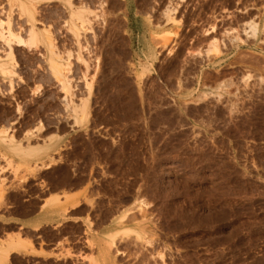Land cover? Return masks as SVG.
I'll list each match as a JSON object with an SVG mask.
<instances>
[{
  "label": "rangeland",
  "instance_id": "374dc122",
  "mask_svg": "<svg viewBox=\"0 0 264 264\" xmlns=\"http://www.w3.org/2000/svg\"><path fill=\"white\" fill-rule=\"evenodd\" d=\"M20 1L0 0V32L24 40L0 38V138L39 150L0 140V258L16 242L6 264H264V0H103L84 63L65 0Z\"/></svg>",
  "mask_w": 264,
  "mask_h": 264
},
{
  "label": "bare ground",
  "instance_id": "6f19581e",
  "mask_svg": "<svg viewBox=\"0 0 264 264\" xmlns=\"http://www.w3.org/2000/svg\"><path fill=\"white\" fill-rule=\"evenodd\" d=\"M16 1V0H15ZM20 1V0H19ZM34 2H37L38 0H31ZM21 2V1H20ZM29 2V1H28ZM66 5L69 9V19L67 21V25H68V30L72 32V34L75 36L76 38V43H78V48H79V56H77V58H79V60H83V56L81 54V51L83 48H85L84 46V42L83 39L85 40L86 38V33L87 32H92L93 36H96V32L94 30V25L95 23L97 24V22H105L106 20H108L105 16V7H104V1H99L97 2L98 5L93 4L92 0H80L78 1V4H73V1L71 0H65ZM30 3V2H29ZM20 8L22 11L26 12L30 18L31 21V27L29 29L30 33L29 37L30 39H28L31 43L37 44V43H42L46 50H47V59L50 65V68L53 72V75L55 77H57L59 79V81L62 83V88L66 91V92H71V85L69 80L67 79V75L64 72L65 67L69 65V62L64 63L62 62V57L59 54V52L56 50V45L55 42L50 34V31L46 28L43 29H39L36 26V18H35V11L33 10V8H30L28 5L21 3L19 4ZM33 5V3H32ZM76 5V6H75ZM35 6V4L33 5V7ZM93 6V7H92ZM35 8V7H34ZM170 10V9H169ZM171 11V10H170ZM127 11H124V13H126ZM167 14V20L169 21L172 19V17L170 16V12L168 13V11H166ZM121 15V14H120ZM119 15V16H120ZM118 16V15H117ZM121 17V16H120ZM120 17H114L113 20H117L118 22V27H120L119 25L121 24H125V22H129L128 20V16L124 15L123 17H126V21L123 23L122 18ZM128 17V18H127ZM170 22V21H169ZM170 24V23H168ZM109 25V24H108ZM156 25V24H155ZM106 26V25H105ZM102 27V26H101ZM113 27V26H112ZM116 27V26H115ZM253 27V26H252ZM103 28V27H102ZM124 28V27H123ZM116 29V28H115ZM108 30L110 31L109 27ZM113 30V29H111ZM256 26L253 27V32H255ZM124 31V30H123ZM111 32V31H110ZM114 32V31H113ZM120 33V32H119ZM127 33V32H126ZM88 34V33H87ZM90 34V33H89ZM143 36V34H142ZM0 38L3 39L5 41V43H7V45H11L12 42L17 43L18 45H20L21 43L24 42V40L17 34H15L14 32H12L10 29H8V32L3 33L2 31L0 32ZM144 39V38H143ZM2 40V41H3ZM28 41V43H29ZM86 44V43H85ZM150 45V44H148ZM147 45V47H148ZM151 46V45H150ZM149 46V47H150ZM10 47V46H9ZM146 50V49H145ZM216 50V48H215ZM148 51V50H147ZM151 52V51H150ZM149 54V53H148ZM143 55V54H142ZM151 55V54H150ZM9 57L12 56V53L9 52V55H7ZM145 56V55H144ZM1 58V57H0ZM85 59V58H84ZM81 60V61H82ZM83 62V61H82ZM84 62H86V59L84 60ZM83 62V63H84ZM11 65V64H10ZM0 73H2L3 75H10L12 73V70L10 69V67L7 66L6 62H2L0 61ZM76 108V107H75ZM85 104L83 105L81 110H76L75 109V120L78 122H80L83 118H84V114H85ZM81 115H78L77 113H79ZM76 124V122H75ZM9 138V137H8ZM4 136H2L0 138V140L5 141V142H9V146L10 148L15 151L17 154H25V155H32L33 153H35L37 150V148H25L23 146H21L20 144L18 145H12L13 143V138L10 136V138L8 139ZM42 148V147H41ZM53 194H51L47 199L49 200V198H52ZM57 196V195H56ZM67 196V195H66ZM72 197V196H71ZM54 198V197H53ZM53 200V199H52ZM50 202V201H49ZM46 203H44L43 205H45ZM48 214V213H47ZM46 217V216H45ZM18 244L20 245V243H16V242H12L8 245V249H2L3 250V256L1 255L0 258V262L3 263H7L8 261V256L10 254L11 251H13L15 248H17Z\"/></svg>",
  "mask_w": 264,
  "mask_h": 264
},
{
  "label": "crops",
  "instance_id": "0c3cea01",
  "mask_svg": "<svg viewBox=\"0 0 264 264\" xmlns=\"http://www.w3.org/2000/svg\"><path fill=\"white\" fill-rule=\"evenodd\" d=\"M47 213L45 212H42L36 216H30V217H27L26 219H23V223H26V224H36V223H39V224H44L45 223V219H44V215H46ZM47 218L49 215H46Z\"/></svg>",
  "mask_w": 264,
  "mask_h": 264
}]
</instances>
